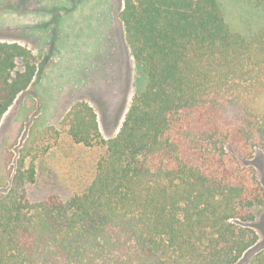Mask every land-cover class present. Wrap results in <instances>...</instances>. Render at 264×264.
I'll use <instances>...</instances> for the list:
<instances>
[{
    "label": "trees",
    "instance_id": "1",
    "mask_svg": "<svg viewBox=\"0 0 264 264\" xmlns=\"http://www.w3.org/2000/svg\"><path fill=\"white\" fill-rule=\"evenodd\" d=\"M247 33L219 0H124L136 92L105 139L89 103L27 140L0 173V264H238L259 243L264 186V0ZM39 62L0 41V126ZM52 143V144H49ZM68 160L64 193L33 202L49 155ZM248 264H264V249Z\"/></svg>",
    "mask_w": 264,
    "mask_h": 264
},
{
    "label": "rangeland",
    "instance_id": "2",
    "mask_svg": "<svg viewBox=\"0 0 264 264\" xmlns=\"http://www.w3.org/2000/svg\"><path fill=\"white\" fill-rule=\"evenodd\" d=\"M235 31L247 33L260 17L246 0H219ZM124 0H0V41L18 42L37 56L39 74L18 97L0 126V173L16 164L27 140L57 126L77 102L97 112L105 139L115 137L137 86V68L120 19ZM52 144V143H49ZM68 160L43 158L37 182L29 186L33 202L64 193L62 172ZM264 186V152L244 163ZM260 241L238 264H248L264 249V212L255 224Z\"/></svg>",
    "mask_w": 264,
    "mask_h": 264
}]
</instances>
